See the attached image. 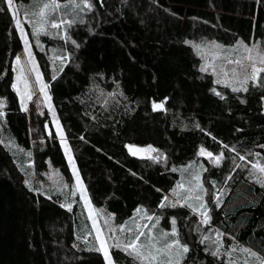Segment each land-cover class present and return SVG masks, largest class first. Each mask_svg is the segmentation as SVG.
<instances>
[{
  "label": "trees",
  "instance_id": "trees-1",
  "mask_svg": "<svg viewBox=\"0 0 264 264\" xmlns=\"http://www.w3.org/2000/svg\"><path fill=\"white\" fill-rule=\"evenodd\" d=\"M29 2L9 8L0 0V264H108L83 240L94 237L80 199L68 208L74 176L50 116L43 119L50 129L45 147L34 150L30 118L13 88L14 61L24 49L16 19ZM88 2L83 21L69 29L66 51L46 36L44 50L34 44L32 52L114 264H142L123 247L137 225L153 226L163 244L161 233L175 227L189 249L181 264H261L264 174L252 166L264 165V73L261 86L249 80L247 91H233L243 74L234 78L237 66L224 58L244 57L241 43L264 49V0ZM55 50L65 51L61 69ZM9 134L22 150L16 155L6 146ZM128 145L158 151L141 158ZM201 149L223 160L217 167L205 161L203 200H186L188 171L196 174L190 167ZM49 163L66 188L37 190L33 181ZM201 203L207 223L204 209H194Z\"/></svg>",
  "mask_w": 264,
  "mask_h": 264
},
{
  "label": "rangeland",
  "instance_id": "rangeland-1",
  "mask_svg": "<svg viewBox=\"0 0 264 264\" xmlns=\"http://www.w3.org/2000/svg\"><path fill=\"white\" fill-rule=\"evenodd\" d=\"M53 2L59 3L61 5V8H59L55 11H52L51 9L47 10L46 14H48V22L45 25L44 31L40 32L39 35H36L34 28L39 26V24L37 23L39 21V16L36 15V13H38L41 10L43 4H45V3L51 4ZM76 2L80 5L79 7L73 6L71 4V0H67V1L30 0L27 8L24 11L23 17L20 19V25L24 29V32L22 33L20 28H19V31H20L21 36H22L23 41H24V49L17 55V57H20V61H21L20 65H17V63H16L17 57L15 58V61H14L15 77H14L13 88L18 95V98H19L20 104H21V108L28 114V116L30 118L31 130H32L31 133H32V141H33V149L34 150H36L38 148L43 149L45 147V144H46L45 139L46 138H45L44 128L46 126L43 125V119L47 114L50 116L52 126L54 128L56 135L58 136L59 140L62 143L65 155L69 161V164L71 165L73 176H74L73 180H74L75 189H74V192L71 196H70V194H68V196L70 197V199L72 201L69 205H71V207H72L75 204V202L73 201V200H75V198L80 199V202L82 203V206H83V211L85 212L87 219L89 220L91 229L93 231V233H91V235H93V237H94V238H91L88 236H84L83 240H85V242H87L88 244H95L96 248H98L99 247V241L96 239L97 233H96L95 227L93 226V218L90 217L88 205L85 203V195L87 196L88 200L90 201L89 195L87 193V190H86L84 184H83V186H84V189L86 191L83 194H82L81 190H79L77 187L76 175H75V172L73 169V162L75 164V171H78V168H77L76 163L73 159L72 153H71L72 162H70L69 154L65 148V142H66L67 147L70 149L68 141L66 139L65 132L62 129L55 112L50 108V99H46V97H45V92L47 93V88L43 92L40 90V87H41L40 80H42L44 84H45V81L43 79V74L38 69V66H37V63H36V60L34 57V53L32 52L34 44L40 50H44V45L41 44L40 42L46 36H49V37L52 36L54 39L61 40L59 43H62L63 45L59 44L60 45L59 48L63 47V49L66 51V49L64 47H65V45H67L68 40H69V29H70V27L74 24L81 23L84 19V15L91 8V7L84 6L83 0H76ZM26 12H27V15L25 14ZM60 20L65 21L63 27H61L60 29H54L51 27L52 22H59ZM68 22H70V26H69ZM26 23L29 24L31 31H32V35L29 34V30L26 28ZM25 35L27 36V40H28L27 45L25 44ZM215 48H217L215 45L209 46L210 50H215ZM64 50H63V52L58 51V50L51 52V55H52L53 60L55 62L56 68L61 69L63 64H64V62H62V60L65 61L67 59L66 55H63L65 52ZM29 51L31 52V60L29 59ZM33 60H34V63H33ZM33 66L35 67V71L31 70L33 68ZM21 67H23L25 76L27 77V80H28L29 90L31 92V99H28L27 96H23V98H22V92L24 89V85L22 82L17 81V76L19 75V70ZM37 73H39L40 80L37 79ZM17 88H19L20 91H18ZM47 96H48V93H47ZM25 107L27 110H25ZM57 124L59 125V127L57 126ZM9 136H10V140L5 142L6 146L16 155L17 152L21 149H20V147H18V145L16 144L13 137L10 134H9ZM133 146H135V145H133ZM135 147H138V146H135ZM138 148H142V147H138ZM128 150H129V148H128ZM205 152H208V151L205 150ZM22 153L25 157H27L29 155V153H26V152H22ZM148 154L149 153H138L135 156L142 158V157L147 156ZM199 155L201 158H199L198 160L193 162L191 165L192 167H190V168H193V166H195L193 172H196V174L190 175L191 171H188L189 179L187 180L188 181L187 187L189 189H195V191L191 192V195L193 196V198L195 196H200L201 197L200 200H203V195L200 193L201 189L196 187L198 182L196 181L195 177L197 175H199V177H200L199 183L201 184L202 175H203V172L205 170V161H208L211 165L217 167L222 163L223 157L217 163L215 161V157H216L215 155H213L211 158L208 157L207 155H201V150L199 152ZM26 163H27V166H29L30 162L27 161ZM22 167L24 168L26 166L22 164ZM79 177H80V175H79ZM80 180H81V178H80ZM33 183H35L36 186L38 187L37 190L42 191V192H48V193H51L54 191H60L63 188H66L65 177L63 176V174L59 170L55 169L52 165H50V163H49V170H47V172L43 174V176L41 177L40 180H37V181L34 180ZM90 204H91V207L94 209L91 201H90ZM194 209L201 212L200 206L195 207ZM94 212H95L96 224L101 228L104 237H106V235H105L106 233L103 230V227L100 223V222L103 223V221L100 219V217H99V215L95 209H94ZM143 220H144V218L142 219V221ZM104 224H106V223H104ZM152 229H153V226H150V225H148L145 229L141 228V230L146 233V236L141 237V241H140L141 243H144V241L149 239V237H154V232L152 231ZM84 231L85 230L82 229L83 234H84ZM158 240H159V243L156 244V247L161 246L163 244V240H161V239H158ZM146 251H147V249H146ZM101 253L104 255V253L102 251H101ZM108 254L110 255L111 260L114 264V261H113L112 256H111L110 247L108 249ZM104 257H105V255H104ZM107 263H108V261H107Z\"/></svg>",
  "mask_w": 264,
  "mask_h": 264
},
{
  "label": "snow or ice",
  "instance_id": "snow-or-ice-1",
  "mask_svg": "<svg viewBox=\"0 0 264 264\" xmlns=\"http://www.w3.org/2000/svg\"><path fill=\"white\" fill-rule=\"evenodd\" d=\"M6 3L9 8L14 7V0H6ZM84 6L91 7L90 3H88V0H83ZM71 4L75 7H79L80 5L76 2V0H71ZM61 8V5L59 3L53 2L51 4L45 3L43 4L41 10L36 13V15L39 16V21L37 22L39 24L38 27L34 28L35 34L39 35L40 32L44 31L45 25L48 22V14L47 10L51 9L52 11H55L57 9ZM3 9H0L2 11ZM27 15V12L25 13ZM65 21L60 20L59 22H52L51 27L54 29H60L63 27ZM69 26H70V22ZM16 25L20 28L21 32H24V29L20 25V20L16 19ZM74 43V42H73ZM25 44H28L27 36L25 35ZM241 46L244 47L246 55L242 57L241 59L233 60L231 58L225 57L224 59L227 60L228 64H234L237 67L232 68V75L234 78H239L243 74V79L239 80V83L241 84V88H233V91H247L248 88L246 85L248 84L249 80L253 82L255 86H261V73H264V49L258 47L257 45H253L249 47L248 45H244L241 43ZM29 59L31 60V52L29 51ZM17 65H20V57L16 58ZM259 65V66H258ZM32 71H35V67L31 69ZM204 71L207 70V68L202 69ZM213 71H215V66H213ZM224 76L227 77L228 73L224 72ZM37 79L40 80L39 73H37ZM17 81L22 82L24 85V89L22 92V98L23 96H27L28 99H31V92L29 90L28 80L25 76L23 67L19 70V75L17 76ZM220 80H217V83H220ZM40 90L43 92L48 87L46 84L43 83L42 80H40ZM18 91H20L19 88H17ZM219 95V93H217ZM46 99H50V97L47 96V93L45 92ZM163 107L162 104H155V109H161ZM25 110L26 107H25ZM2 115V113H0ZM59 127V125L57 124ZM227 147V146H225ZM65 148L66 151L69 154L70 162H72L71 158V150L67 147V144L65 142ZM129 151L132 155H137L138 153H152L157 152L158 150L153 148L151 145L147 146V148H138L133 145H128ZM30 155V153H29ZM201 155H207L208 157H212L213 154L211 152H205L204 149H201ZM222 158L221 155H217L215 157V161L218 163ZM155 159H159V157H155ZM240 159H244V157H240ZM254 169H257L260 173L264 174V165L257 162L256 164H253L252 166ZM73 169L76 175V181H77V187L79 190H81L82 194L86 191L83 186V182L80 180L78 171H75V164L73 162ZM175 171V169H173ZM196 181L198 182L196 187L203 190V186L199 183L200 177L197 175L195 177ZM178 188H183V184L177 185ZM189 193L195 191V189H189ZM184 199V197H181ZM197 200H200V196L194 197ZM193 199L192 195H188L186 200ZM219 199V197H217ZM165 200H167V197H165ZM85 203L88 205L89 208V215L93 218V226L96 229V239L99 241V247L96 249V251H102L105 255V259L108 261V264H113L110 255L108 254L109 245L107 243V238L104 237L103 232L101 228L96 224L95 219V212L94 209L91 207L90 201L88 200L87 196L85 195ZM165 205H161V207H164ZM175 206V205H173ZM69 210H71V205H68ZM200 208L204 209L203 212H201V215L205 217L204 222L207 223L208 221V215H207V209L206 206L201 203ZM138 212H144L142 209H138ZM145 217L148 220H152V216H148L146 212H144ZM176 221L173 219L172 224L175 225ZM132 231L131 228H127V226H121V231ZM111 230V229H110ZM171 235L172 237H176V239H173L170 243L166 242L167 237ZM146 236V233L141 230V226H136V234L134 238L129 239L128 243L124 244L123 247L125 250L129 252V255L132 256L135 260L143 262H147V264H181V259L183 254L187 253L189 251L186 244H182L178 238V233L173 227L171 233L163 232L161 233V237L165 240V243L162 247H156V244L159 243V240H157L155 237H149V243L144 244L141 243V237ZM115 247H120V243L117 240ZM147 249V251H146ZM218 253L214 252L213 255H216ZM252 255H255L252 253ZM261 264H264V260H262Z\"/></svg>",
  "mask_w": 264,
  "mask_h": 264
},
{
  "label": "water",
  "instance_id": "water-1",
  "mask_svg": "<svg viewBox=\"0 0 264 264\" xmlns=\"http://www.w3.org/2000/svg\"><path fill=\"white\" fill-rule=\"evenodd\" d=\"M46 131H47L48 134H50V129H49L48 123L46 124Z\"/></svg>",
  "mask_w": 264,
  "mask_h": 264
}]
</instances>
